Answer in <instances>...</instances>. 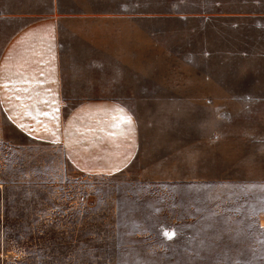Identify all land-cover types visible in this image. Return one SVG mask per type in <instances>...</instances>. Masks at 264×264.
<instances>
[{"label":"rangeland","instance_id":"rangeland-1","mask_svg":"<svg viewBox=\"0 0 264 264\" xmlns=\"http://www.w3.org/2000/svg\"><path fill=\"white\" fill-rule=\"evenodd\" d=\"M52 14L66 95L123 100L141 146L86 172L0 109V264H264V92L219 93L204 65L221 20H264V0H0V54Z\"/></svg>","mask_w":264,"mask_h":264},{"label":"crops","instance_id":"crops-1","mask_svg":"<svg viewBox=\"0 0 264 264\" xmlns=\"http://www.w3.org/2000/svg\"><path fill=\"white\" fill-rule=\"evenodd\" d=\"M59 19L52 14L31 21L5 42L0 54L4 123L29 137L62 144L71 162L83 171H120L140 150L138 118L123 100L114 97L74 100L66 95ZM204 65L207 79L219 93L246 97L264 92L262 17L234 14L223 18L206 41ZM181 153L173 151L168 157ZM163 160L151 165L148 173L153 167L154 172L160 171ZM152 178L186 179L170 173Z\"/></svg>","mask_w":264,"mask_h":264},{"label":"bare ground","instance_id":"bare-ground-1","mask_svg":"<svg viewBox=\"0 0 264 264\" xmlns=\"http://www.w3.org/2000/svg\"><path fill=\"white\" fill-rule=\"evenodd\" d=\"M262 225L264 226V218H262V221H261Z\"/></svg>","mask_w":264,"mask_h":264}]
</instances>
